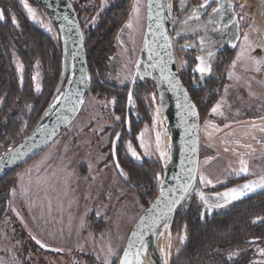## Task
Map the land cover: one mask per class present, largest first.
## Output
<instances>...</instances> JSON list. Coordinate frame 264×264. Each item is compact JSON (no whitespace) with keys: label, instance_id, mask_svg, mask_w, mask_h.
I'll use <instances>...</instances> for the list:
<instances>
[{"label":"rangeland","instance_id":"obj_1","mask_svg":"<svg viewBox=\"0 0 264 264\" xmlns=\"http://www.w3.org/2000/svg\"><path fill=\"white\" fill-rule=\"evenodd\" d=\"M18 1L28 14L24 7L26 2L36 11L43 25H49L52 30L29 18L33 23L57 38L56 25L41 5L28 0ZM234 1L239 20V38L233 50L227 51L229 63L222 87L208 109L204 108L203 117L200 118L197 176L199 181L201 175L212 181L211 184L200 182L204 187L221 185L239 176L236 170L240 168L241 159L246 160L249 167V174L241 176L264 173V131L261 130L264 129V71L255 72L254 65L247 58L249 55L264 57V0ZM144 5L145 0H133L127 18L117 31L105 74L106 81L117 86L128 84L132 78L144 33ZM136 8L138 12L134 10ZM172 11L176 17L179 15V21L178 17L173 21L172 42L177 67L182 72L190 55H193L191 48L196 47L195 53L199 56L205 55L206 47L201 51L199 43L190 38L181 40V35L186 32L196 35L194 31H197L200 34L196 35L199 36L197 41H200V37L205 34L203 27L206 19L205 16L188 19L190 15L185 6L181 7V0H172ZM129 22L131 27H128ZM245 33L255 50L245 51L243 57L237 59L242 49L247 48ZM212 36L208 48L221 46L223 40L218 32H213ZM14 61L17 73L23 78L24 70L21 72L17 68V63L22 64V61L16 54ZM233 61H236L235 67ZM63 70H60L59 81L49 102L62 95ZM43 71L40 63L36 62L31 73V85L37 94H41L44 89ZM229 73L235 76L230 78ZM191 81H187L188 86L194 85ZM37 84L40 86L39 91ZM145 95L149 119L136 128L135 140L122 137L118 155L123 161L132 163L153 157L161 165L156 134L167 133L170 136L171 125L168 118L159 120L155 114L159 92L157 95L154 90H150ZM1 97L0 92V103ZM218 104V111L213 113V107ZM112 105L113 99L105 100L88 92L83 106L71 123L36 158L13 170L6 178L12 182L9 189V214L0 225V264H103L109 247L115 253L110 257L113 264L117 260L143 203L121 179L111 159L109 141L119 121L116 117L111 119ZM129 143L140 155V160L129 152ZM167 150L170 154L172 143ZM171 223L172 218L167 221L170 232L168 264H175L178 249L183 243L180 237L185 235V230L181 226L177 227V223L171 228ZM30 236L60 248L61 252H46L38 248ZM25 242L27 251H24L22 244ZM253 247L252 259L264 262V256L258 253L255 245ZM260 247L264 245L260 244ZM85 255L92 256L93 261L87 262Z\"/></svg>","mask_w":264,"mask_h":264},{"label":"trees","instance_id":"obj_2","mask_svg":"<svg viewBox=\"0 0 264 264\" xmlns=\"http://www.w3.org/2000/svg\"><path fill=\"white\" fill-rule=\"evenodd\" d=\"M39 5L35 0H28ZM78 14V18L84 35L86 58L91 71V83L89 92L99 98L113 99V116L120 117L110 141L118 133L116 143V155L121 170L126 175L123 179L142 200L143 208L156 194L159 186L156 176H162L163 168L157 158H143L140 162L123 161L120 158V141L122 137L135 140L136 128L149 119L146 109V92H156V82L139 71L132 84V103H129V116L126 120L127 95L130 86L128 84L117 86L106 81L105 74L109 56L113 51V45L117 31L127 18L133 0H71ZM193 0H186L185 10L191 13L190 4ZM175 6V1H174ZM0 7L4 11L5 20L0 21V153L9 146L19 142L38 123L47 103L56 89L62 70L63 50L59 36L53 38L49 32L33 23L18 0H0ZM15 16L19 27L12 23ZM179 16V15H178ZM177 16V17H178ZM179 21V17H178ZM205 25L203 29L205 30ZM187 33V32H186ZM184 33L185 38L194 39L200 44L198 37L193 33ZM211 35V31L208 36ZM224 34H220L223 37ZM213 39V37H211ZM213 58L210 60L212 71L200 77L199 72L194 71L196 60V47H192L188 64L180 72L192 99L199 107L200 118L203 117L204 108L208 109L215 95L220 91L225 79V70L229 63L227 51H232L225 44L222 48H208ZM15 54L22 61L23 78L17 73ZM40 63L44 69V89L41 94L34 92L31 73L35 63ZM68 71L64 75L62 84L67 80ZM188 80H195L194 85L187 84ZM158 93V92H156ZM129 102V101H128ZM30 107V108H28ZM109 141V143H110ZM111 152V143H110ZM112 159V156H111ZM24 164L15 167L18 169ZM11 170L0 177V225L9 214L10 183L6 178ZM237 176L224 184L202 188L213 192L228 186L256 177ZM161 179V177H160ZM200 183V181H199ZM201 184V183H200ZM211 210L206 208L200 196L194 195L175 212H173L171 228L177 223L185 230L187 238L181 244L177 253L175 264H223L224 254L228 251L244 249L236 264H257L253 258L254 245L250 243L253 238H259L257 243L264 241V222L252 223L257 217H264V189L258 188L246 196L225 204L224 199L217 196H207ZM219 203L221 207L214 205ZM142 208V209H143ZM142 211V210H141ZM201 213L204 217L201 218ZM23 236V233H21ZM31 240L32 237L30 236ZM24 251L28 246L22 243ZM34 244L36 242L34 241ZM264 245V243H260ZM38 248L46 252L60 253L61 251L47 250L36 244ZM87 262L91 263L92 256L85 255ZM118 259V258H117ZM117 260L114 261L116 264ZM26 263L27 260H26Z\"/></svg>","mask_w":264,"mask_h":264},{"label":"water","instance_id":"obj_3","mask_svg":"<svg viewBox=\"0 0 264 264\" xmlns=\"http://www.w3.org/2000/svg\"><path fill=\"white\" fill-rule=\"evenodd\" d=\"M41 7L47 11L52 17L56 28L57 35L59 36L60 43L63 50L62 56V69L64 73L68 71L67 80L64 82L63 92L60 95L59 102L52 107L49 115L45 120H38V123L34 128L26 133V135L16 144L9 146L6 150L0 153V177L14 169L17 166L25 164L36 157L43 149L47 147L60 133L66 128V126L71 123L72 119L80 111L84 104V101L89 92L91 83V71L87 63L84 35L83 30L78 18L77 11L71 0H35ZM211 1V0H210ZM218 5H223V19H221V14L218 15L219 20L222 23H229L233 21V33L229 37L228 46L233 48L237 40L236 37L239 35V30L237 24L239 20L237 11L234 8V0H216ZM169 0H145V26L143 38L137 55L136 66L134 67L133 75L130 81V86L128 94L132 91V84L134 82L136 74L141 71L147 77L152 78L156 82V92L158 90V81L165 86L167 89L172 103V114L168 118L171 125V131L173 138L172 140V155L173 162L169 168L163 167V173L161 181H163L164 196H161V184L159 186L154 197L148 201V204L142 209L134 220L130 230L125 239L122 250L119 252V256L116 264H119V258L123 256V250L128 247L130 239L136 240L132 236V233L139 232L143 235V239H149L150 236L157 230V228L164 222L168 221L173 216V212L179 209L186 200L190 199L194 195H199L202 191L207 196H215L214 193L225 192L228 188L237 187L243 185L248 180L256 179L260 175L243 180L234 184L233 186H228L221 190L209 192L202 188L199 183L198 178V162H199V142H200V111L199 107L196 105L191 97L189 89L182 80L180 72L177 67L176 56L173 46V22L171 20L170 7L167 9L166 4ZM204 2V1H203ZM202 2V3H203ZM201 3V4H202ZM231 3L232 7H229ZM205 6L199 11L203 13L205 11ZM67 17V20L64 19ZM151 17V18H150ZM189 17V16H188ZM195 17V16H194ZM192 17V18H194ZM191 18V19H192ZM171 43V48H166V40ZM223 38V37H222ZM217 48V47H213ZM172 53L171 60L167 55L168 52ZM211 51V50H208ZM205 56L207 55V52ZM158 54V55H157ZM163 61L166 64V72L173 74L174 79L179 81V84L171 86L166 80L161 78V70L158 61ZM199 63L197 60L194 67ZM210 63V62H209ZM157 64L156 67L151 65ZM152 70L155 71L157 79L152 74ZM64 74V75H65ZM158 94V93H157ZM129 98L127 95L126 105V120L129 116ZM52 102L50 101L46 107L50 106ZM189 105H194V108L189 109ZM44 111V112H45ZM43 112V113H44ZM42 113V114H43ZM193 113H195L193 115ZM118 133L113 137L111 143V154L114 167L121 177V167H116L117 153H116V143H117ZM195 149V151H193ZM11 150V151H10ZM115 153V154H114ZM120 166V164H119ZM163 166V165H162ZM189 169H195L196 179L192 182L193 187L184 197L179 204L176 205L175 209L168 214L166 220H161L154 228L149 226L141 228L139 226V221L141 218L149 216V210H152L153 216H160L162 211L166 210L168 201L178 198L181 195V185L188 181ZM159 198V203H158ZM156 204L157 207L153 208ZM149 225L151 221H148ZM39 240L41 244L47 245V247H40L47 250H59L60 248L48 245L36 238L34 241ZM137 246L139 241L136 240ZM37 244V242H36ZM135 252V248L131 250Z\"/></svg>","mask_w":264,"mask_h":264},{"label":"snow or ice","instance_id":"obj_4","mask_svg":"<svg viewBox=\"0 0 264 264\" xmlns=\"http://www.w3.org/2000/svg\"><path fill=\"white\" fill-rule=\"evenodd\" d=\"M185 4H186V0H181V7H184ZM205 6H210V0H204V2L202 4H200L197 7L192 8L191 9V15L188 17V19H191L194 16L199 18L198 12L200 9L204 8ZM24 7L27 9L28 16L30 19H32L34 22L40 23L42 26L48 28L49 31L52 30L49 25H43V22L38 19L36 11L33 8H31L26 2L24 3ZM169 7H171L170 4H169ZM229 7L230 8L232 7L231 3H229ZM241 7H243V6L241 5ZM134 10L137 12L139 11L138 8H136ZM212 11L221 14V19H223V11H224L223 5H220L217 8H213ZM11 19H12L13 25L16 27H19V24H18L14 15L11 17ZM64 19L67 20V17H65ZM3 20H5V14H4L3 10H0V21H3ZM186 22L187 21H185V23ZM209 22L215 23L214 21H209ZM234 23H236L237 27H238V22H234ZM128 27H131V22H129ZM225 27H227V25H225ZM236 38L238 39L239 37H236ZM165 40H166L165 47L170 49L171 43L168 41L167 37H165ZM244 41H245V44L247 45V48L242 49V52H241V54H238L237 59H241L243 57V54L245 51L251 52V51L255 50L254 46L249 42V37H248L247 33L244 34ZM211 43H212L211 37L208 36V29H207V26H205V34L200 37L201 51L204 50L206 45H210ZM190 46L191 45H185V47H190ZM234 47H235V45H234ZM167 55L169 56V59L171 60L172 53L169 51L167 53ZM212 58H213V53L211 51H208L206 56L205 55H199L196 57V59L199 61V63L196 65L194 71L199 72L201 75V78H203L205 74L210 73L212 71V66L209 63V61ZM247 58L254 65V71L255 72L259 73L261 71H264V57L256 58L254 56L249 55ZM158 64H159L160 70H161V78L163 80H166L171 86L175 87L176 85H178L179 81L174 79L173 74H171L170 72H166V68H167L166 64L163 63L162 60L158 61ZM235 64H236V61H233V67H235ZM151 66L156 67L157 64H153ZM17 68L21 72L23 71V65L19 62L17 63ZM229 76L231 78V77H234L235 74L229 73ZM33 78L35 79L36 77H33ZM235 78L239 79V77H235ZM36 88H37V91L40 90L39 84H37ZM128 98H129V103L131 104L132 103L131 91L128 94ZM55 99L59 100L60 97L57 96V97H55ZM219 107H220L219 104L217 106L213 107L212 112L216 113L218 111ZM192 108H194V105H189V109L191 110ZM194 114L195 113H193V115ZM221 115H222V113H221ZM116 119L119 120L120 117H116ZM253 127H255V125H253ZM261 130L264 131V129H261ZM142 146H143V144H142ZM157 146L159 147V133L157 134ZM128 150H129V152H131V155L135 159H137V160L141 159L140 155L131 146V143H129V145H128ZM193 151H195V149H193ZM160 155H161V157H165L167 155V153L161 151ZM116 167L119 168V162H116ZM121 174L126 175L125 173H123L122 170H121ZM240 174H249L248 162L244 159L240 160V168L238 170H236V175H240ZM156 179L161 184V196H164L165 193H164V189L162 187L163 181L160 180L159 174H157ZM195 179H196L195 169H189L188 181L186 183H183L180 186L181 187V195L178 198H175V199L168 201L167 206H166V210L162 211L160 216H153L152 210L150 209L149 210V216L141 218V220L139 221V226L141 228H145V227H149V226L154 228L157 224H159L161 222V220H166L168 217V214L171 213L175 209L176 205L179 204L181 202V200L184 199L185 195L190 190H192V187H193L192 182ZM200 182L202 184H211L212 183V181L210 179H208L207 177H205L203 175L200 176ZM258 188L264 189V175L258 176L256 179L248 180L243 185L228 188L225 192L214 193V195L217 197L223 198L224 203L227 204V203H230L231 201H235V200H238V199L246 196L248 193L254 192ZM199 195H200V199L204 202L206 208H208V210L210 211L211 207H213V205L209 204L208 199L205 197V194L202 191L199 193ZM158 203H159V198H158ZM214 206L215 207H221L222 205L217 203ZM156 207H157V205L154 204L153 208H156ZM203 217H204V214L201 213V218H203ZM149 220L151 221L150 225L148 223ZM257 222H264V217H257L255 220L252 221L253 224H255ZM163 227L167 228L168 224L164 223ZM132 236L134 238H136V240L139 241L138 246H137L136 240L130 239L129 243H128V247L123 250V256L119 258V264H145L143 257L147 253V244L145 243V241L143 239V235L139 232L134 231L132 233ZM186 238H187L186 234L184 236L180 237L181 241H184ZM32 239H36V237L33 236ZM258 240H259V238H253V240L250 241V243L255 245L258 253L261 256H264V247H260V243H264V241H260V243H257ZM36 242H37V244H40L41 247H47V245L41 244V242L39 240H37ZM133 248H135V252L131 251ZM57 251H59V250H57ZM160 251H161L162 255L167 257L168 254L164 252V249H160ZM243 251H245V250L244 249H237L235 251L226 252L224 254V257H223V264H236L237 259L239 258L241 252H243ZM112 255H115V253L112 252L111 248L109 247L108 256L105 257L103 264H113V262L110 259V257ZM97 258L99 259V257H97ZM164 264H168L167 258H165ZM257 264H264V262H257Z\"/></svg>","mask_w":264,"mask_h":264},{"label":"bare ground","instance_id":"obj_5","mask_svg":"<svg viewBox=\"0 0 264 264\" xmlns=\"http://www.w3.org/2000/svg\"><path fill=\"white\" fill-rule=\"evenodd\" d=\"M168 4H166L167 9H169ZM152 74L155 77V79H157L154 70H152ZM157 81H158L157 86L159 90L157 92H159L160 95H159L158 103H156L155 105V114L159 118V120H163L165 117L166 118L171 117L170 115L172 114V103H171L170 95L167 89L165 88V86L160 82L159 79H157ZM59 100L56 99L50 104L48 110L42 114L40 121L45 120L47 118L52 107H54L59 102ZM172 138H173L172 133L170 134V136L167 133H164L163 135H160L159 133V147L158 146L156 147H157V153L162 161L161 165H163L164 168H169L171 166V163L173 162V155L171 152L169 154L167 150L168 145L172 142L171 140ZM155 141L157 143V137ZM161 151L167 153V155L165 157H161L160 155ZM164 223H167V221ZM164 223H162L157 228V230L150 236L149 239L144 240L145 243L147 244V253L143 257L145 264H164L165 258H167L168 261L170 232H169V226L167 228L163 227ZM160 249H164V252L168 254L167 257L162 255Z\"/></svg>","mask_w":264,"mask_h":264},{"label":"flooded vegetation","instance_id":"obj_6","mask_svg":"<svg viewBox=\"0 0 264 264\" xmlns=\"http://www.w3.org/2000/svg\"><path fill=\"white\" fill-rule=\"evenodd\" d=\"M204 0H202L201 2H195L193 1V3L190 4L191 9L194 7L199 6ZM216 0H211L210 1V6H207L205 8V11H203V13H200L198 15V17L200 16H205V25H207V29H208V33L211 31V37H213V32H218L219 36L220 34H224L223 38L221 40H223V43L221 46L217 47L218 49L222 48L225 44L228 45V40L229 37L231 36V34L233 33V21L229 22V23H222L218 17V15H220L219 13L213 12L212 9L213 8H217L220 5H218V3H216ZM235 8V5H234ZM202 10V9H200ZM199 10V11H200ZM236 10V9H235ZM199 13V12H198ZM191 15V14H190ZM238 16V15H237ZM197 18V17H194ZM193 19V18H192ZM209 21H214L215 23H210ZM225 25H227V27H225ZM239 30V29H238ZM195 34H197V31H194ZM229 47V46H228ZM197 61V59L195 60V62ZM210 62V61H209Z\"/></svg>","mask_w":264,"mask_h":264},{"label":"built area","instance_id":"obj_7","mask_svg":"<svg viewBox=\"0 0 264 264\" xmlns=\"http://www.w3.org/2000/svg\"><path fill=\"white\" fill-rule=\"evenodd\" d=\"M169 4L171 5V7H170L171 17L170 18H171L172 22L173 21L175 22L177 17H176V14H174L173 11H172V0H169ZM191 82H192V84H194L195 80H192Z\"/></svg>","mask_w":264,"mask_h":264},{"label":"crops","instance_id":"obj_8","mask_svg":"<svg viewBox=\"0 0 264 264\" xmlns=\"http://www.w3.org/2000/svg\"><path fill=\"white\" fill-rule=\"evenodd\" d=\"M36 157H37V155H36ZM36 157H33V159L36 158ZM30 161H31V160H30ZM30 161H29V162H30ZM25 164H26V163H25ZM31 179H32V178H31Z\"/></svg>","mask_w":264,"mask_h":264}]
</instances>
